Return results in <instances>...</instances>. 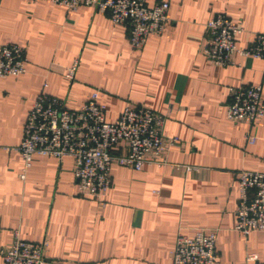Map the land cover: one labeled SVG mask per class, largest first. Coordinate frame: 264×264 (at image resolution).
<instances>
[{"label": "crops", "instance_id": "0c3cea01", "mask_svg": "<svg viewBox=\"0 0 264 264\" xmlns=\"http://www.w3.org/2000/svg\"><path fill=\"white\" fill-rule=\"evenodd\" d=\"M163 1L164 33L134 49L129 28L94 7L0 0V44H20L28 60L25 73L0 78V247L18 229L25 240L47 241L45 264H173L177 233L203 228L216 231L214 264H244L248 253L264 264V231L235 229L238 171L264 172V118L226 115L229 86L261 84L264 103V60L236 55L220 66L202 54L205 22L219 12L244 28L241 46L264 32V0ZM73 62L70 81L63 69ZM93 90L109 121L127 105L163 114L164 134L179 138L172 165L113 164L101 200L78 193L71 156L36 155L20 177L16 148L36 95L78 108Z\"/></svg>", "mask_w": 264, "mask_h": 264}, {"label": "built area", "instance_id": "2783aa9c", "mask_svg": "<svg viewBox=\"0 0 264 264\" xmlns=\"http://www.w3.org/2000/svg\"><path fill=\"white\" fill-rule=\"evenodd\" d=\"M62 5L67 10L80 6L94 7L109 20L129 28V41L140 49L150 35L161 36L168 21V1L149 5L147 0H46ZM244 28L226 14H214L205 22L202 54L213 64H235L236 55L264 60V32H254L246 46L238 44ZM27 56L23 46L16 43L0 44V78L26 72ZM76 62L63 69L70 81L74 78ZM46 86V84H44ZM262 85L229 86L226 104L228 119L255 121L264 118L261 101ZM165 116L150 106L127 105L114 121L106 118V106L99 101V91L93 90L78 108H70L65 100L44 91L39 92L28 111L16 150L25 170L36 155L52 156L61 160L71 156L78 193L101 200L111 187L113 164L141 170L144 166L172 165L168 153L177 136L163 132ZM253 142L255 137L248 135ZM188 168V167H187ZM190 168V167H189ZM239 200L235 229L243 236L253 231H264V172L241 169L238 171ZM216 231L200 228L193 235L178 232L172 250L173 264H214ZM47 241L34 242L14 231L11 244L0 247L4 264H45ZM256 254L248 253L244 264H252Z\"/></svg>", "mask_w": 264, "mask_h": 264}, {"label": "trees", "instance_id": "16d2710c", "mask_svg": "<svg viewBox=\"0 0 264 264\" xmlns=\"http://www.w3.org/2000/svg\"><path fill=\"white\" fill-rule=\"evenodd\" d=\"M248 45V44H247ZM246 46V45H245ZM106 118H107V116H106ZM108 120V119H107Z\"/></svg>", "mask_w": 264, "mask_h": 264}]
</instances>
